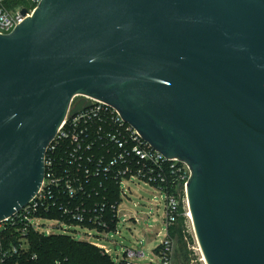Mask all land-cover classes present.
Returning <instances> with one entry per match:
<instances>
[{
	"label": "water",
	"instance_id": "1",
	"mask_svg": "<svg viewBox=\"0 0 264 264\" xmlns=\"http://www.w3.org/2000/svg\"><path fill=\"white\" fill-rule=\"evenodd\" d=\"M87 97L188 164L205 264H264V0H40L0 34V220Z\"/></svg>",
	"mask_w": 264,
	"mask_h": 264
},
{
	"label": "built area",
	"instance_id": "2",
	"mask_svg": "<svg viewBox=\"0 0 264 264\" xmlns=\"http://www.w3.org/2000/svg\"><path fill=\"white\" fill-rule=\"evenodd\" d=\"M39 1L0 0V34L10 32L31 16ZM22 9L27 10L26 14H22ZM87 98L91 104L76 114L70 115L71 105L68 107L65 118L46 147L44 174L38 191L24 207L0 220V264H8L19 254L29 232L51 236L52 229H59L64 223L84 227L87 231L84 236L112 241L110 235L119 233L118 206L122 196L128 197L127 183L134 180L143 181L164 194L166 238L157 253L158 264H172L174 239L169 236V228L179 215L185 216L182 232L193 238L191 248L196 246L199 250L191 216H188V164L176 157H165L152 148L109 103ZM107 179L115 181L119 187L121 202L117 205H107V195L101 193ZM108 213L116 220L113 228L108 224ZM44 218L53 222L52 229L41 222ZM133 220L135 224L139 223V219L134 217ZM90 244L110 255L105 244L99 241ZM187 246L190 248L189 242ZM122 253L121 260L125 264H132L128 258L144 255L143 251L130 248Z\"/></svg>",
	"mask_w": 264,
	"mask_h": 264
},
{
	"label": "rangeland",
	"instance_id": "3",
	"mask_svg": "<svg viewBox=\"0 0 264 264\" xmlns=\"http://www.w3.org/2000/svg\"><path fill=\"white\" fill-rule=\"evenodd\" d=\"M80 95L74 98L73 103L77 102ZM130 190L127 191L126 196H122V202L118 206L119 210V220H118V234L112 233L108 241L106 239H95L94 237L87 236L84 227L74 225L71 223L61 224V228L52 229L53 222L46 220H41L46 226L52 229V234H57L60 236L70 237L76 241H85L87 243H94L99 241L105 244L109 250V258L113 262H118L123 256V250L130 248L136 252L143 251L144 255L141 258L131 257L130 262L133 264H158V254L154 252L156 247H158L165 237V223L164 214L165 208L162 202V196L160 191L155 187L143 182L134 180L127 183ZM125 188V187H124ZM131 197V199H129ZM133 203L135 207L133 208ZM126 208L134 209L137 212L139 218L141 219L139 225L133 224L127 214ZM54 221V220H53ZM127 221V222H126ZM123 222H126L124 224ZM64 229V230H63ZM192 243H190L189 251L190 260L187 264H205L203 260V255L200 250L195 246L194 249L191 248ZM177 247L176 241L173 244V255L172 264L174 263L175 249ZM17 264V263H16Z\"/></svg>",
	"mask_w": 264,
	"mask_h": 264
},
{
	"label": "trees",
	"instance_id": "4",
	"mask_svg": "<svg viewBox=\"0 0 264 264\" xmlns=\"http://www.w3.org/2000/svg\"><path fill=\"white\" fill-rule=\"evenodd\" d=\"M105 181L106 188L101 189V193H106L107 205L119 204L121 196L116 182L109 179ZM180 212H183L182 207ZM115 221L112 214L108 213L110 228L116 225ZM184 225L185 216L179 215L169 228V236L173 237L177 244L173 259L175 264H187L190 260L191 251L187 243H192L193 238L182 232ZM25 241L23 249H20L19 254L15 255L8 264H125L123 260L111 261L109 255L103 254L90 243L57 234L44 236L40 232L31 231L26 235ZM155 252L158 253V247Z\"/></svg>",
	"mask_w": 264,
	"mask_h": 264
},
{
	"label": "crops",
	"instance_id": "5",
	"mask_svg": "<svg viewBox=\"0 0 264 264\" xmlns=\"http://www.w3.org/2000/svg\"><path fill=\"white\" fill-rule=\"evenodd\" d=\"M129 199H131V197H130ZM134 207H135V203H133V208H134ZM126 209H128V210L126 211V212H127L126 215H128L130 221H131L133 224H135V223L133 222V221H134L133 218L135 217V218L139 219V223H138V224H135V225H139L141 219L139 218L137 212H135V210H134V209H131V208H126ZM159 247H160V245L158 246V250H159ZM154 252H155V250H154ZM132 264H133V263H132Z\"/></svg>",
	"mask_w": 264,
	"mask_h": 264
},
{
	"label": "bare ground",
	"instance_id": "6",
	"mask_svg": "<svg viewBox=\"0 0 264 264\" xmlns=\"http://www.w3.org/2000/svg\"><path fill=\"white\" fill-rule=\"evenodd\" d=\"M188 216L190 217V213H188Z\"/></svg>",
	"mask_w": 264,
	"mask_h": 264
}]
</instances>
